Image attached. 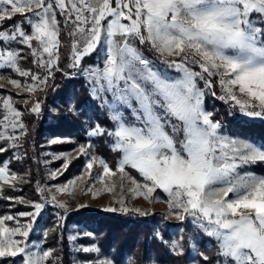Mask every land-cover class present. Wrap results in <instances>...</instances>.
I'll return each mask as SVG.
<instances>
[{"label":"snow or ice","instance_id":"6c2138e0","mask_svg":"<svg viewBox=\"0 0 264 264\" xmlns=\"http://www.w3.org/2000/svg\"><path fill=\"white\" fill-rule=\"evenodd\" d=\"M15 16L22 20L4 28ZM62 33L70 43L68 67L83 76L112 122L110 129L96 124L88 133L107 135L119 155L114 169L99 159L98 182L111 192L116 185L109 187L105 178L119 175L121 192L127 179L132 185L128 190L150 203L158 199L152 194L162 190L168 215L179 221L190 218L212 243V255L199 252L201 264H264V174L251 170L264 163V143L226 134L204 106L205 89L218 77L224 93L218 99L234 102L233 107L248 117L264 119V0H0V68H11L34 82L22 86L12 79L13 86L35 92L48 77L22 69L19 61L25 57L12 45L27 46L37 67L50 74L59 70ZM145 48L158 54L159 64L145 55ZM93 54L94 62L84 64ZM3 108L0 125L24 130L22 113L10 96L3 98ZM31 111L39 113L40 103ZM5 139L18 138L0 132V140ZM91 147L81 145L78 151L88 155ZM96 162L95 156L87 162L89 178ZM16 179L11 173V180ZM0 182L10 183L7 163L0 166ZM117 203L120 210H129L123 207V196ZM44 206L36 202L34 211L20 212V217L30 218L26 224L12 215L0 216V260L20 256L23 264H47L54 258L53 249L27 251L29 234ZM134 211L148 214L140 208ZM8 221L16 226L9 227ZM185 243L196 250L191 235L174 239L170 250L183 255ZM77 250L99 252L95 246Z\"/></svg>","mask_w":264,"mask_h":264},{"label":"trees","instance_id":"16d2710c","mask_svg":"<svg viewBox=\"0 0 264 264\" xmlns=\"http://www.w3.org/2000/svg\"><path fill=\"white\" fill-rule=\"evenodd\" d=\"M61 19V17H60ZM22 17L15 16L10 21H5L3 27L9 29ZM62 20V19H61ZM63 41L60 47L61 58L59 70L54 71L48 77L47 84L38 88L32 94L18 93L7 87H0L2 96H10L12 103L21 113V121L25 125L23 135L18 145L19 156L15 155V148L9 139L0 140V165L8 161L11 171L18 174L20 181L14 186H2L0 191V216L16 215L34 209L32 205L23 204L19 198L31 202L44 203L38 222L48 233L44 238L46 249H53V257L48 264H73L74 254L67 232L71 226L78 227L93 235L100 252L115 264H146L154 260L158 264H188L185 251L183 255H176L170 250L172 235L170 225L164 224L157 214L141 215L136 211L112 212L101 208H87L72 211L53 200L46 189V177L42 155L44 150L54 152L71 150L87 142L88 118L92 113V123L101 126H110L104 109L92 98L89 85L79 74L78 77L69 78L64 74L68 69L70 43L65 33L61 34ZM22 56L19 61L23 69L36 70L33 57L29 55L27 46H22ZM145 55L156 60L157 53L144 49ZM93 54L86 57L84 64L93 62ZM199 71V68H196ZM12 77L20 78L13 73ZM212 88L205 89V107L213 113V118L224 122L226 131L232 136L250 139L257 143H264V119L251 120L240 117V111L230 103L218 99L223 91L217 77H212ZM203 87V81L199 82ZM215 92L213 96L211 93ZM27 101V103H25ZM40 103L39 113H34L31 108L35 103ZM103 137V136H102ZM50 138L69 139V142L51 144L45 146ZM98 141L99 154L104 156L112 165L114 159L108 152V148ZM84 165L82 156H77L68 163L67 169L61 175V179H70L80 172ZM251 168L258 174H264V163H257ZM38 189H43L39 191ZM11 198V199H9ZM201 236H203L201 234ZM162 238V239H161ZM204 238V237H203ZM89 239V238H87ZM200 251L212 255V244L208 239L200 241ZM95 254L81 253L83 259H92ZM199 264L201 257L198 256ZM0 264H23L22 257L0 260Z\"/></svg>","mask_w":264,"mask_h":264},{"label":"rangeland","instance_id":"374dc122","mask_svg":"<svg viewBox=\"0 0 264 264\" xmlns=\"http://www.w3.org/2000/svg\"><path fill=\"white\" fill-rule=\"evenodd\" d=\"M58 19H60L59 16H58ZM18 22H20V21H18ZM24 27L27 28V25L25 24ZM22 46H25V45H18L15 43L12 45V47H15L18 50L23 51ZM22 51H21V55H22ZM70 55H71V50L69 53V63H70ZM45 58H46V54H45ZM60 58H61V52H60ZM94 60H95V56L93 57V62H94ZM92 63H89V64H92ZM35 66H37V65L35 64ZM25 70H31V69H25ZM31 72L33 74H36V75L42 77V78L44 76L49 77V72H47V70L44 68L37 67L36 70H34V71L31 70ZM169 72L175 73V70L169 69ZM13 73L18 74L17 72H15L11 68H0V87H7L9 89L16 90L18 93L32 94L33 92L30 93V92L24 91L23 87L18 89L10 83V80L15 79V80L20 81L22 86L25 84H33L34 82L30 79V77H23V76H20L18 74V76L20 78H14V77H12ZM81 77H83V76L81 75ZM44 85L45 84L39 85V88L43 87ZM6 97H9V96L3 97L2 94H0V119H3V114L5 111L3 108V98H6ZM92 98H93V96H92ZM93 99L101 106V102L99 100H97L95 98H93ZM228 103H230L233 106L234 102L228 101ZM204 106H205V98H204ZM236 107L239 109L238 106H236ZM102 108L104 109V111L107 114V117L109 119V114H108L107 109L104 107H102ZM205 109H206V107H205ZM240 117H242L244 119L261 120L260 118L248 117L241 112H240ZM91 118H92V113L90 114V116L88 118L89 120H88V124L86 127L87 128V133H86L87 142H86V144H84L85 146H87L89 144L92 145L91 148L87 149L88 155H83V154L79 153L78 150H79L81 145H79L76 148L71 149V150H64V151H57V152H54L50 149L44 150L43 155H42V162L44 164V170H45L46 189L49 192L51 198L53 196H55L56 202H58L59 204L63 203L65 205V208H68L72 211H78L80 209H87V208H101L103 210H105L107 208H115L117 210L112 211V212L125 213V211L120 210L122 205L117 203V201L121 198V196H123V199H124L123 207H126L127 209H129L127 212L134 211V209H136V208H140L143 211L147 212L148 214H157V216L163 220L164 224L170 225V233L172 235L171 242L174 239H179V237L181 235H184L186 237L191 235L193 237V240L196 242V250L195 251L193 250L190 243H185L184 244V251H185L186 259H187L188 264H193L194 259L196 261V264H199L198 256H199V252H200L199 247H200L201 239H204V238L208 239L209 245H211L212 243L209 241V238L201 236V233H199V230L195 227V225H193L191 223L190 218L185 219L184 221H179L175 218V216H169L168 215V206L166 203L167 196L165 193H163L162 190L157 189L156 192H154L152 194L154 198H158V199H153V202L150 203L148 201H145L143 199V197L134 196V194L128 190L130 187H132V185L130 184V182L127 179H125L123 182V192H121V190H120L121 181H120L119 175L113 176L111 178H105L106 183L108 184L109 187H111L113 183L116 185L115 189L111 192L105 190V185L98 182L97 177L102 173V168L100 167L99 162H98L99 159H104L105 162L108 163L109 166L114 169L115 165L119 159V155L116 152L112 151L111 146H110V138L107 137V135H105L103 137L102 136L90 137L88 135L89 131H91L92 128H94L95 125L98 124V123H95L94 125H90L92 123ZM20 122H22L21 117H20ZM221 123L223 125V131L226 134L230 135L225 129L224 122L221 121ZM102 127L110 129L112 127V123L110 126L106 125V126H102ZM0 132L5 133L6 136L12 135V136H15L18 138L15 141L10 140V143L12 146L15 144V146H13L15 148V152H16L15 155L19 156L17 148L19 145L20 138L23 135V130L20 129L19 127H17L15 130H13L11 127H9L8 129H5L2 125H0ZM101 139H102L101 145L104 144L106 146V148H108V152H109V155L111 157V160L114 159V161H115L114 166L112 165V162L110 163L108 160H106L104 158V156L100 155L98 152L99 145H100V144L98 145V141H100ZM53 141H58V142L54 143ZM69 141H70L69 139H63V138H50L46 142L45 146L48 147L51 144L64 143V142H69ZM79 155L82 156L83 160H84V165L81 167L80 172L73 175L70 179H63L62 180L61 175L63 174V172L65 170L64 164L65 163L68 164L69 161H71L72 159H74L75 157H77ZM92 156L97 157V162L94 164L93 168L91 169V178H89L86 165ZM4 163L8 164V161H5ZM3 164L0 166H3ZM8 169H9L10 183L9 184H2V182H0V184H2V186H13L16 182L20 181V177L18 176V174L11 171L9 167H8ZM251 170L254 171L252 168H251ZM11 173L16 174L17 179L15 181L11 180ZM53 174H55L54 177H53ZM132 175L139 181H142V179H143L134 170L132 171ZM70 182H74V183H70ZM59 186H67V187H66V190L64 192H59V191H57V188ZM89 187H91L92 191H86V189ZM94 192L97 193V195L95 197L93 196ZM30 202L31 201L23 200L22 203L25 205H32V203H34V202H31V203ZM80 205H85V207H80ZM30 211H34V209H32ZM26 212H29V211H26ZM12 216H15L20 221L21 224H26L30 221L29 217H20L18 214L12 215ZM7 224L9 227L16 226L14 221H8ZM69 236H75L76 237V240H74V241L69 240L71 243L72 252L74 254L73 264H84V262H86V261H92V262L103 261V260L112 261L111 259L106 258L100 252V250L98 253L90 252L91 254L92 253L95 254L94 258H92V259H83L81 257V253H84V254H89V253H85L83 251H78L77 249H80L82 247H92V246H95L96 248L99 249L97 243L95 242V238L90 233H88L86 231H82L78 227L71 226L67 232L68 239H69ZM44 238H45V230H44L43 226L38 222V218H37L36 223H34V225H33V231L30 232L28 240H27V244H28L27 251H29V252H41L44 250H48L44 246ZM87 238H89V239H87ZM15 239H22V237H15ZM170 245H171V243H170ZM153 261L154 260L151 259V261H148L146 264H152ZM47 264H48V262H47ZM113 264H115V263H113ZM156 264H158V263H156Z\"/></svg>","mask_w":264,"mask_h":264},{"label":"built area","instance_id":"2783aa9c","mask_svg":"<svg viewBox=\"0 0 264 264\" xmlns=\"http://www.w3.org/2000/svg\"><path fill=\"white\" fill-rule=\"evenodd\" d=\"M61 19H63V17H61ZM59 54H60V50H59ZM55 71V68L53 70H51V73L49 74V77L53 75ZM48 72V70H47ZM67 73V74H66ZM64 74L67 76V77H78L79 76V73H75L74 74V70L71 69V68H68L67 70L64 71Z\"/></svg>","mask_w":264,"mask_h":264},{"label":"bare ground","instance_id":"6f19581e","mask_svg":"<svg viewBox=\"0 0 264 264\" xmlns=\"http://www.w3.org/2000/svg\"><path fill=\"white\" fill-rule=\"evenodd\" d=\"M70 78H73V77H70Z\"/></svg>","mask_w":264,"mask_h":264}]
</instances>
